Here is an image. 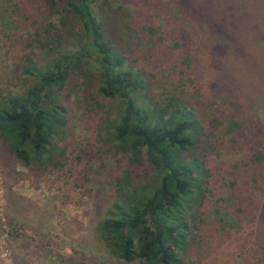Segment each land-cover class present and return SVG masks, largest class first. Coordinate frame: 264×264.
I'll return each instance as SVG.
<instances>
[{
    "label": "trees",
    "instance_id": "obj_1",
    "mask_svg": "<svg viewBox=\"0 0 264 264\" xmlns=\"http://www.w3.org/2000/svg\"><path fill=\"white\" fill-rule=\"evenodd\" d=\"M43 2L46 9L56 10L50 14L58 18L38 33L37 44L46 50V57L41 62L33 56L22 59L20 76L33 84L0 93L3 151L33 171L58 166L60 153L49 155L64 133L65 111L56 94L74 73L87 75L88 60L96 72L92 78H98V93L120 104L118 115L105 128V140L126 153L132 165L147 161L155 170L153 181H141L131 170L118 178L113 209L99 224L109 251L125 262L141 264H189L192 259L225 264L230 258L240 259L239 264H264V149L226 167L217 163L213 155L221 154L215 144L225 138L236 141L245 127L237 115L227 120L208 117L212 106L205 105L208 92L192 76L202 59L197 67L191 37L206 27L211 32L203 31L204 73L212 70L211 57L219 61L216 65L221 61V72L228 66L233 71L237 63L233 58H241L244 62L236 64L237 70L247 74L248 66L264 63L243 35L248 30L256 43L257 32H264V0H239L241 9L231 0H174L171 5L156 0L153 6L158 3L161 10L175 11L169 28L140 16L145 2L152 12L149 0H143L137 11L129 9L131 13L127 4L114 10L111 0ZM110 11L123 14L117 21L125 24L126 34L118 42L107 26V18H114ZM216 35L226 40L214 44ZM233 51L237 54L232 58ZM164 69H174L179 83L173 90L162 87L158 92L154 80L164 75ZM225 78L222 88L229 92L235 82L228 74ZM261 81L245 80L253 88ZM215 195L220 198L212 204ZM228 200L234 217L225 208ZM208 229L219 239V248L206 243Z\"/></svg>",
    "mask_w": 264,
    "mask_h": 264
},
{
    "label": "rangeland",
    "instance_id": "obj_2",
    "mask_svg": "<svg viewBox=\"0 0 264 264\" xmlns=\"http://www.w3.org/2000/svg\"><path fill=\"white\" fill-rule=\"evenodd\" d=\"M43 1L0 0V93L17 91L33 84L34 80L25 81L20 76L22 59L33 56L41 62L47 55L46 50L37 44L38 33L45 32L46 24L56 21L58 17L50 14L56 10L46 9ZM142 1L111 0V3L114 10L117 5L127 4V12L131 13L137 11ZM173 1L162 0L165 5H171ZM231 1V5L235 4L237 9H241L239 0ZM155 2L149 0L147 3L152 5V12L145 2V8L138 10L140 16L146 17L147 21L156 19L164 27H171L175 11L169 7L161 10L158 3L157 7L153 6ZM99 3L96 4L97 8ZM235 10L230 7L231 12ZM112 14L114 18H107V26L118 42L121 35L123 38L126 34L123 33L125 24L117 21V17L122 19L123 14ZM48 16L54 19L47 20ZM178 23L181 24L180 18ZM40 26L42 29L37 30ZM206 29L191 35L194 40L193 54L198 56L197 67L202 59L197 75L192 74L194 82L199 80L197 84L202 88L204 85L208 92L205 105L212 103L208 117L227 120L231 115H237L245 127L244 132L237 135L236 141L225 138L222 143L215 144L216 152L221 155L213 156L217 163L226 167L235 160L246 159L244 157L250 152L264 149V73H261L264 72V63L260 62L259 66L247 65V74H240L236 64L244 60L234 59L237 52L233 51L232 58L237 62L233 71L228 66L226 71L221 72V61L216 65L219 61L210 57L208 64L212 70L204 73L203 39H206V35L203 31L211 33ZM257 33L256 43L255 35L248 30H244L243 35L253 43L251 51H257L260 59L264 60V32L259 30ZM219 40L226 39L216 35L211 41H215V44ZM223 43L231 44L230 41ZM123 48H127L125 43ZM229 48L226 47L225 51L228 52ZM221 56L222 53L218 58ZM85 65L87 75L74 73L65 88L56 94V100L64 107L65 113L64 133L55 141V149L52 147L49 151V155H54L55 151L60 153V162L53 171H33L17 162L3 151L0 139V264H141L138 261L125 262L110 252L101 238L99 224L113 209L111 206L118 192V178L123 172L131 170L135 178L153 181L155 170L147 161L132 165L126 153L105 140V128L118 115L120 104L98 93V78H92V73L96 72L88 60ZM173 70L164 69V75L158 74L154 80L155 85L160 87L158 92L162 87L173 90L179 83L178 75ZM226 74L232 76L228 79L235 82V85L231 83L229 92L222 88ZM251 77L262 79L260 85H256L259 87L253 88L245 82ZM219 198L218 195L212 196V204ZM228 205L230 207L229 200L225 208L232 211L233 214L229 216L234 217L235 209H228ZM262 229L264 231V224ZM206 238L210 247L215 249L221 246L214 231L208 229ZM200 240L199 249L203 251V230ZM239 261L230 258L225 264H239ZM189 264H203V260L192 259Z\"/></svg>",
    "mask_w": 264,
    "mask_h": 264
}]
</instances>
